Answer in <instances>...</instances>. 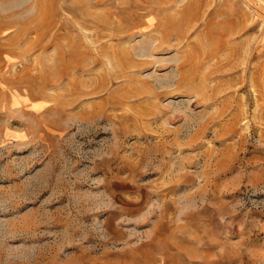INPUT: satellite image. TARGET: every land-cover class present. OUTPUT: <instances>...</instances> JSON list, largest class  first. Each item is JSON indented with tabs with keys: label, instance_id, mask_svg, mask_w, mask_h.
Segmentation results:
<instances>
[{
	"label": "rangeland",
	"instance_id": "1",
	"mask_svg": "<svg viewBox=\"0 0 264 264\" xmlns=\"http://www.w3.org/2000/svg\"><path fill=\"white\" fill-rule=\"evenodd\" d=\"M0 264H264V0H0Z\"/></svg>",
	"mask_w": 264,
	"mask_h": 264
}]
</instances>
